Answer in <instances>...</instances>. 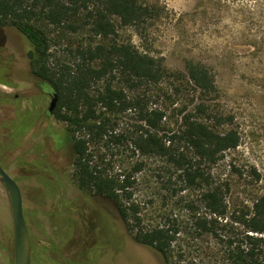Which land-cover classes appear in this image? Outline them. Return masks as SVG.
<instances>
[{
	"label": "rangeland",
	"instance_id": "1",
	"mask_svg": "<svg viewBox=\"0 0 264 264\" xmlns=\"http://www.w3.org/2000/svg\"><path fill=\"white\" fill-rule=\"evenodd\" d=\"M141 1L151 7L153 18L139 35L117 21L118 38L159 60L165 74L159 93L167 104L174 103L171 108L188 111L203 97L220 122L211 125L238 133V147L208 169L217 184L225 185L228 216L238 214L242 205L250 207L264 195V0ZM53 34L51 54L62 61H72L68 50L90 39L61 29ZM31 49L13 28L0 31V166L21 191L31 264H163L133 241L111 203L74 186L69 134L64 123L46 114L51 98L31 73ZM187 63L208 70L213 89L206 96L189 81ZM144 162L133 189L143 224L167 227L178 221L170 254L176 258L169 263L219 264L214 240L189 235L184 206L198 194L177 192L178 174L162 169L160 160ZM13 245L10 201L0 183V264H13Z\"/></svg>",
	"mask_w": 264,
	"mask_h": 264
},
{
	"label": "trees",
	"instance_id": "2",
	"mask_svg": "<svg viewBox=\"0 0 264 264\" xmlns=\"http://www.w3.org/2000/svg\"><path fill=\"white\" fill-rule=\"evenodd\" d=\"M152 18L141 0H0V31L13 28L29 42L33 77L57 94L49 115L66 125L74 186L111 203L133 241L170 264L178 221L144 225L133 194L136 176L147 167L144 160L156 158L162 169L178 174L177 192L198 194L184 206L190 236L214 240L219 264H264V195L228 216L224 184L208 172L223 153L238 147V133L211 125L215 119L203 97L188 111L171 108L174 103L159 93L165 75L159 60L118 38L117 21L139 35ZM55 29L90 39L68 50L72 61H62L51 54ZM186 73L200 94L212 91L205 67L187 63Z\"/></svg>",
	"mask_w": 264,
	"mask_h": 264
},
{
	"label": "water",
	"instance_id": "3",
	"mask_svg": "<svg viewBox=\"0 0 264 264\" xmlns=\"http://www.w3.org/2000/svg\"><path fill=\"white\" fill-rule=\"evenodd\" d=\"M50 103L47 108L52 113L57 103V94H50ZM0 182L5 188L11 208V217L14 228L13 264H31V243L27 224L23 215L22 195L16 181L0 167Z\"/></svg>",
	"mask_w": 264,
	"mask_h": 264
},
{
	"label": "flooded vegetation",
	"instance_id": "4",
	"mask_svg": "<svg viewBox=\"0 0 264 264\" xmlns=\"http://www.w3.org/2000/svg\"><path fill=\"white\" fill-rule=\"evenodd\" d=\"M52 92H50V91H48V95L50 96V94H51ZM51 97V96H50ZM49 114V113H48ZM2 169H4L2 166H0ZM5 170V169H4ZM6 171V170H5ZM1 183V182H0ZM145 247V246H144ZM149 249H151V248H149ZM152 250V249H151ZM160 259H161V257L154 251V250H152ZM161 261H162V259H161ZM163 263V262H162Z\"/></svg>",
	"mask_w": 264,
	"mask_h": 264
}]
</instances>
